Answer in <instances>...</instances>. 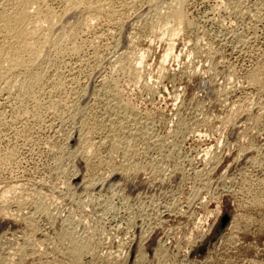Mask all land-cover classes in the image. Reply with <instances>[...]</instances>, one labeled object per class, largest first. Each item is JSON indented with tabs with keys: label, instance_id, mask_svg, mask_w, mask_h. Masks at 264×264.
Instances as JSON below:
<instances>
[{
	"label": "rangeland",
	"instance_id": "rangeland-1",
	"mask_svg": "<svg viewBox=\"0 0 264 264\" xmlns=\"http://www.w3.org/2000/svg\"><path fill=\"white\" fill-rule=\"evenodd\" d=\"M89 1L26 99L0 83L1 264H264V0H185L176 37L171 0Z\"/></svg>",
	"mask_w": 264,
	"mask_h": 264
},
{
	"label": "bare ground",
	"instance_id": "bare-ground-1",
	"mask_svg": "<svg viewBox=\"0 0 264 264\" xmlns=\"http://www.w3.org/2000/svg\"><path fill=\"white\" fill-rule=\"evenodd\" d=\"M93 1V0H92ZM100 1V0H99ZM134 1V0H133ZM152 5L154 7H157L159 6L160 4V0H150ZM162 1V0H161ZM165 1V0H164ZM172 2H170V6L168 8V13H166L165 17H166V25L168 26V30L169 32L171 33V37L174 36L176 37L177 36V32H181V25L184 24L185 22V15L183 13V4H184V1L185 0H171ZM263 0H260L259 2H261ZM103 2V1H101ZM113 2V1H112ZM149 2V0H148ZM147 2V3H148ZM48 3V2H47ZM100 3V2H99ZM105 4L106 1L104 2ZM133 3V2H132ZM162 3L164 2H161V5ZM262 3V2H261ZM44 2L43 0H0V83H2L1 87L3 88H6V89H14V88H18L19 90L22 91V95H23V100L26 99L24 98L25 95L23 94V92L25 93V91H27L29 88L31 89L34 85V83L36 82H39L42 78V76L44 75V73L41 74L39 73L38 71V66H40V62H45V59H46V52L48 51H57L59 52L58 50H60V48L62 47V44L64 41L68 40L72 37L75 39V37H73L74 35V32L71 28V30H67L65 29V27L63 26L64 25V21L66 19V17L68 16V14L72 13V14H75L76 12H78L79 8L81 6H84L85 9L87 8L88 10V13L91 11L92 13H95L98 15V12H100V5L99 6H93L91 5V2L89 0H65V4H66V8L65 10L63 11L62 14H56L54 13V10H51L50 8L51 7H47V6H43ZM46 4V3H45ZM260 4V3H259ZM48 5V4H47ZM96 5V3H95ZM98 5V3H97ZM150 5V4H149ZM148 5V6H149ZM165 5V3H164ZM261 5V4H260ZM260 5H258L260 7ZM50 6V5H49ZM106 7V6H105ZM122 7V6H121ZM128 7V6H127ZM133 7V6H132ZM152 7V6H151ZM257 7V6H256ZM263 7V5H262ZM82 8V7H81ZM160 8V7H159ZM166 8V7H165ZM261 8V7H260ZM264 8V7H263ZM85 9H83L84 11H86ZM108 9V8H107ZM111 9H114V8H111L110 7V10ZM82 10V9H81ZM116 10V9H115ZM132 10V9H131ZM161 10V9H160ZM165 10V9H164ZM163 10V11H164ZM258 10V9H257ZM58 11V10H57ZM102 11V10H101ZM106 11V10H105ZM114 11V10H113ZM155 11V10H154ZM162 11V10H161ZM162 11V12H163ZM244 11V10H243ZM259 11V10H258ZM116 12V11H114ZM113 12V13H114ZM251 13V9L249 11ZM59 13V12H58ZM105 13V12H104ZM103 13V14H104ZM156 13V12H155ZM165 13V12H164ZM241 13V11H240ZM81 14V13H80ZM102 14V13H101ZM100 14V15H101ZM108 14V13H107ZM110 14V13H109ZM137 15V13H135ZM134 14V15H135ZM79 15V13L77 14ZM126 15V14H125ZM133 15V14H132ZM150 15V14H149ZM74 16V15H73ZM76 16V15H75ZM74 16V18H75ZM88 16V15H87ZM93 16V15H92ZM105 16V15H104ZM109 16V15H108ZM107 16V17H108ZM112 16V13L111 15ZM114 16V15H113ZM156 16V14H155ZM159 16V15H158ZM85 19L86 16L84 15ZM83 17V18H84ZM102 17V16H100ZM164 17V16H163ZM254 17V16H253ZM256 17V16H255ZM82 18V17H81ZM82 18V19H83ZM89 18V17H88ZM114 18V17H113ZM146 18V17H144ZM143 18V19H144ZM78 19V18H77ZM83 19V20H85ZM101 19V18H100ZM107 19V18H106ZM109 19V18H108ZM117 19H120V18H117ZM115 19V20H117ZM154 19V18H153ZM257 21H258V18H256ZM67 20V19H66ZM70 20V19H69ZM91 20V19H90ZM95 20V19H93ZM91 20V21H93ZM260 20V19H259ZM82 21V20H81ZM81 21H79L81 23ZM109 21V20H108ZM111 21V20H110ZM113 21V20H112ZM120 21V20H119ZM124 21V19L122 20ZM132 21V20H131ZM74 22V21H73ZM85 22V21H84ZM90 22V21H88ZM114 22V21H113ZM165 22V21H164ZM190 22V21H189ZM69 24L71 22H68ZM66 23V24H68ZM76 23V22H75ZM115 23V22H114ZM129 23V22H128ZM159 23V22H158ZM68 24V25H69ZM74 23H71L70 25H72ZM124 24V23H122ZM79 25V24H78ZM81 25V24H80ZM79 25V26H80ZM84 25V24H83ZM99 25V24H98ZM78 26V27H79ZM162 26V25H161ZM70 27V26H69ZM73 27V26H71ZM75 27V26H74ZM86 28V27H85ZM153 28V27H152ZM162 28H165V27H162ZM77 29V28H76ZM75 29V30H76ZM80 29V28H78ZM76 30L77 31H80V30ZM181 29V30H179ZM161 30V28H160ZM153 31V30H152ZM159 31V30H158ZM161 32V31H160ZM168 32V31H167ZM168 32V33H169ZM162 33V32H161ZM163 33H165L163 31ZM167 33V34H168ZM166 34V33H165ZM164 34V35H165ZM166 34V35H167ZM79 35V34H78ZM77 35V36H78ZM163 35V34H161ZM130 38V37H129ZM128 38V39H129ZM161 38V37H160ZM151 39V38H150ZM162 39V38H161ZM9 40V41H7ZM71 40V39H70ZM76 40V39H75ZM95 40V39H94ZM158 40H160L158 38ZM77 41V40H76ZM150 41V40H149ZM70 42V41H69ZM74 43V41H72ZM78 42V41H77ZM132 43V42H131ZM169 43V41L167 42V44ZM171 43V41H170ZM169 43V44H170ZM175 43V42H173ZM71 44V43H70ZM76 44V43H75ZM158 44V43H157ZM166 44V45H167ZM65 45V44H64ZM72 45V44H71ZM70 45V48L73 47L74 50L77 51V49L74 48V46H71ZM74 45V44H73ZM173 45V44H171ZM66 46H67V43L65 45V49H66ZM168 47V46H166ZM173 47V46H172ZM172 47H168L167 49L164 48L163 51H166L165 54L163 53L164 56V61L166 62V58L168 57V55L170 54V50L173 49ZM79 48V47H78ZM131 49V48H130ZM73 51V50H72ZM71 51V52H72ZM61 52V50H60ZM59 52V53H60ZM69 52V50H68ZM79 52V51H78ZM128 52V51H127ZM131 52V51H130ZM133 52V50H132ZM131 52V53H132ZM54 55H55V52H53ZM67 53V52H66ZM140 53V52H139ZM138 53V54H139ZM142 53V51H141ZM173 53V52H171ZM71 54V53H70ZM136 54V53H135ZM61 55V54H59ZM63 55V54H62ZM141 56H143L142 54H139ZM172 55V54H171ZM178 55V54H177ZM50 56V55H48ZM57 56V55H56ZM127 56V55H126ZM132 56V54H131ZM141 56H139L140 58L138 59L139 60V63H137V65H142V63H140L143 59V57L141 58ZM53 58V55L51 56ZM127 57H130V55H128ZM161 57V56H160ZM162 57L159 58L161 59V63L163 64L164 61H162ZM173 57V56H171ZM117 58V56H116ZM138 58V57H137ZM176 58V56H175ZM51 59V58H50ZM49 59V60H50ZM141 59V60H140ZM132 60V62H131ZM129 59V58H125L124 60L122 59L121 61V66L118 65L117 67H122L121 69H125L126 70V75L128 73H130L129 76L134 75L136 74V65L135 63H133L134 59ZM138 60L136 62H138ZM115 61V60H114ZM54 62V61H53ZM143 62V61H142ZM164 62V63H165ZM47 63V62H46ZM46 63H45V66H46ZM41 64V65H42ZM51 64V63H50ZM48 64V65H50ZM116 64V63H115ZM114 64V65H115ZM139 65V66H140ZM138 66V67H139ZM148 66V65H147ZM162 66V65H161ZM48 67V66H47ZM116 67V68H117ZM161 67H157V69H159ZM115 69V68H114ZM123 69V71H124ZM161 69H164V68H161ZM112 70H113V67H112ZM112 70L110 71L112 73ZM120 70V69H119ZM142 70V69H141ZM47 71V69H46ZM114 71V70H113ZM118 71V70H117ZM139 71H140V68H139ZM161 71V70H160ZM120 72V71H118ZM128 72V73H127ZM46 73V72H45ZM115 73V72H113ZM121 73V72H120ZM119 73V74H120ZM116 74V73H115ZM123 74V73H121ZM159 75L161 74L158 73ZM114 75V74H113ZM124 75V74H123ZM125 75V76H126ZM139 75H142L141 72ZM158 75V76H159ZM135 76V75H134ZM137 76V75H136ZM143 76V75H142ZM141 76V77H142ZM257 75H254L252 78L253 80L257 79L256 78ZM114 76H112L113 78ZM127 77V76H126ZM132 77V76H131ZM141 77L139 76V78L141 79ZM260 77V76H259ZM136 78V77H135ZM133 77V80L135 79ZM261 78V77H260ZM44 79H45V75H44ZM108 79H110L108 77ZM138 79V80H140ZM151 79V77H150ZM160 79V78H159ZM112 80V79H111ZM114 80V79H113ZM112 80V81H113ZM131 80V78H130ZM104 81V80H103ZM111 81V82H112ZM117 81V79H116ZM148 81V80H147ZM146 81V82H147ZM257 81V80H256ZM44 82V81H42ZM106 82V81H105ZM114 82V81H113ZM149 82V81H148ZM116 83V82H114ZM254 83V82H253ZM34 84V85H33ZM40 84V83H38ZM37 84V85H38ZM101 84V82H100ZM139 84V83H138ZM146 84V83H145ZM145 84L144 87H145ZM33 85V86H32ZM121 85V84H119ZM116 86L117 83H116ZM115 86V88H117ZM140 86V85H139ZM151 86V85H150ZM102 87V86H101ZM104 87V86H103ZM119 87V86H118ZM0 88V89H2ZM39 88V87H38ZM148 88V87H147ZM151 88V87H150ZM153 88V87H152ZM34 90H37L35 88H33ZM32 89V90H33ZM100 89V88H99ZM107 89V88H106ZM4 90V89H2ZM108 90V89H107ZM119 90V88H118ZM8 91V90H7ZM11 91V90H10ZM31 91V90H29ZM111 91V89L109 90ZM108 91V92H109ZM147 91V90H146ZM145 91V92H146ZM4 92V91H3ZM9 92V91H8ZM7 92V93H8ZM13 92V90H12ZM32 92V91H31ZM102 92V91H101ZM118 92V91H116ZM120 92V91H119ZM124 92V91H123ZM33 93V92H32ZM10 94V93H9ZM16 94V92H15ZM30 94V93H29ZM111 94V93H110ZM118 94V93H117ZM14 94H12L13 96ZM18 95V93H17ZM31 95V94H30ZM33 95V94H32ZM116 95V93H115ZM5 96V95H4ZM28 97H30L28 94H27ZM35 96V95H33ZM110 96V95H109ZM19 97V96H18ZM103 97V96H102ZM17 98V96H16ZM21 99V97H20ZM28 99V98H27ZM110 99V98H109ZM19 100V98H18ZM129 100V99H128ZM21 101V100H20ZM19 101V102H20ZM113 101V100H112ZM111 101V102H112ZM25 102V101H24ZM107 100L105 101V104H106ZM118 102V101H117ZM116 102V103H117ZM125 102V101H124ZM123 102V103H124ZM126 103V102H125ZM10 104V103H9ZM119 104V103H118ZM109 105V104H107ZM112 105V104H111ZM104 107V106H103ZM133 107V106H132ZM108 108V107H107ZM130 109H131V105H130ZM134 109H135V106H134ZM50 110V109H49ZM114 110L116 111L117 110V107L115 108L114 107ZM113 110V111H114ZM128 110V109H127ZM117 112V111H116ZM122 112H123V109H122ZM259 112V111H258ZM119 114V113H118ZM122 114V113H121ZM139 114V113H138ZM124 115V114H122ZM108 116V115H107ZM112 116V114H111ZM118 116V115H117ZM131 116V115H129ZM136 116V115H135ZM132 117V116H131ZM162 117V116H161ZM118 118V117H117ZM134 118V116L132 117V119ZM116 119V118H115ZM107 120V119H106ZM113 120V119H112ZM140 120V119H139ZM112 122V121H111ZM119 122V121H118ZM130 122V121H129ZM133 122V121H132ZM103 123V122H102ZM106 123V122H105ZM116 123V122H115ZM120 123V122H119ZM134 123V122H133ZM111 124V123H110ZM127 124V123H126ZM128 125V124H127ZM134 125V124H133ZM126 126V125H125ZM130 126V125H129ZM128 126V128H129ZM127 127V126H126ZM113 128H114V125H113ZM127 128V129H128ZM88 130V129H87ZM97 130V129H96ZM100 130V128L98 129ZM108 130V129H107ZM129 130V129H128ZM145 131V130H144ZM147 131V130H146ZM145 131V132H146ZM149 131V130H148ZM92 134V133H91ZM146 134V133H145ZM154 135V134H153ZM142 136V134H141ZM113 138L114 137H117V136H112ZM120 137V136H119ZM131 137V136H130ZM107 138V137H106ZM105 138V139H106ZM129 138V136H128ZM87 139V138H86ZM149 139V138H148ZM89 141V140H88ZM104 141V140H103ZM111 141V140H110ZM120 141V140H119ZM84 142V141H83ZM86 142V141H85ZM92 142V141H91ZM112 142V141H111ZM128 142V141H127ZM156 142V141H155ZM97 143V142H96ZM87 144V143H86ZM99 144V143H98ZM100 144H103V143H100ZM117 144V143H116ZM135 144V142H134ZM84 145V144H83ZM91 145V144H90ZM93 145V143H92ZM97 145V144H96ZM122 145V143H121ZM136 145V144H135ZM161 145V144H160ZM99 146V145H98ZM101 146V145H100ZM143 146V145H142ZM87 147V146H86ZM123 147V145H122ZM121 147V148H122ZM88 148V147H87ZM92 148V147H91ZM134 148V147H133ZM149 148V147H148ZM86 149V148H85ZM126 149V148H125ZM87 150V149H86ZM94 150V149H93ZM97 150V149H96ZM122 150V149H121ZM85 151V150H84ZM88 151H89V148H88ZM126 151V150H125ZM124 151V152H125ZM87 152V151H86ZM90 152V151H89ZM88 152V153H89ZM93 152V151H92ZM87 153V154H88ZM122 155V154H121ZM120 155V156H121ZM124 155V154H123ZM122 155V156H123ZM121 156V157H122ZM126 156V155H124ZM103 158V157H102ZM104 159V158H103ZM128 159V157H127ZM126 160V159H125ZM124 160V161H125ZM134 163V162H133ZM126 164V162H125ZM128 166V164H127ZM135 168V167H134ZM110 169V168H109ZM135 170V169H134ZM96 182V181H95ZM98 183V182H97ZM102 183V182H101ZM105 184V183H104ZM9 186V185H8ZM102 186V185H101ZM8 190V189H6ZM5 190V191H6ZM10 191V190H9ZM86 191V190H85ZM7 192V191H6ZM1 194V197L3 196L4 198V195H3V191L0 192ZM5 196H6V193H4ZM9 195V194H8ZM8 199V198H7ZM23 199V198H21ZM26 199V198H25ZM4 200V199H3ZM6 200V199H5ZM34 200V199H33ZM1 201V199H0ZM4 202V201H2ZM22 202V201H21ZM6 203V202H5ZM19 204H21L20 202H18ZM33 204V203H32ZM34 204H35V201H34ZM33 204V205H34ZM37 204V203H36ZM35 204V205H36ZM27 205V204H26ZM38 205V204H37ZM40 205V204H39ZM3 206V205H2ZM20 206V205H19ZM24 206V205H23ZM44 206V205H42ZM5 207V206H4ZM36 207V206H35ZM46 208V207H45ZM44 208V212L45 209ZM3 209V207H2ZM38 209H39V206H38ZM4 211H6V209L4 208L3 209ZM42 210V209H41ZM33 211V210H32ZM49 211V210H48ZM3 212V211H2ZM1 212V213H2ZM7 212V211H6ZM9 212V211H8ZM19 212V211H18ZM31 212V211H30ZM38 212V211H37ZM15 214V213H14ZM18 214V213H17ZM32 214V213H31ZM36 214V213H35ZM46 214V213H45ZM7 215V214H6ZM5 215V216H6ZM9 215V214H8ZM11 215V214H10ZM13 215V214H12ZM3 216H4V213H3ZM14 216V215H13ZM19 216V215H18ZM50 216V215H49ZM15 217V216H14ZM17 218V217H15ZM18 219V218H17ZM71 221V220H70ZM34 223V222H33ZM69 223V222H68ZM74 223V222H73ZM70 225V224H69ZM68 226V225H67ZM26 227V226H25ZM70 227V226H69ZM72 227V225H71ZM29 230V229H28ZM37 230V229H36ZM74 230V229H73ZM35 232V230H33ZM32 231V232H33ZM69 232V230H68ZM191 232V231H190ZM60 236V235H59ZM73 236V235H72ZM77 236V235H76ZM81 237V236H80ZM62 238V237H61ZM29 239V237L27 238ZM83 241H84V238H82ZM88 239V238H87ZM81 240V239H80ZM41 240H39L40 242ZM77 241V240H75ZM20 242V241H19ZM24 242V241H23ZM30 242V241H29ZM67 241H65L66 243ZM42 243V242H40ZM70 243V242H69ZM73 243V242H72ZM17 245V244H16ZM28 245V244H27ZM33 245V244H31ZM38 246V245H37ZM66 246V245H65ZM67 246H68V242H67ZM14 247V246H13ZM16 247V246H15ZM23 247V245H22ZM33 247V246H31ZM42 247V246H41ZM32 249V248H31ZM40 249V248H39ZM70 249V248H69ZM92 249V248H91ZM21 250V249H20ZM23 250V249H22ZM68 250V249H67ZM87 250V246L85 244H82V242L80 244H77L74 249H73V252H72V257L75 259V261H78L80 258H81V255L83 254L84 251ZM12 251V250H11ZM19 253V252H17ZM22 253V252H21ZM66 253V252H65ZM38 254V253H37ZM71 254V253H70ZM86 254V253H85ZM16 255V254H15ZM87 255V254H86ZM161 255V254H160ZM163 255V254H162ZM6 256V255H5ZM17 256V255H16ZM28 256V255H27ZM70 256V255H69ZM99 256V255H97ZM85 257V256H84ZM4 260V259H3ZM38 261V260H37ZM40 261V260H39ZM48 261V260H47ZM17 262V261H16ZM2 262H0L1 264ZM47 263V262H46ZM160 264V262H158ZM168 263V262H167ZM43 264V263H41ZM45 264V263H44Z\"/></svg>",
	"mask_w": 264,
	"mask_h": 264
}]
</instances>
